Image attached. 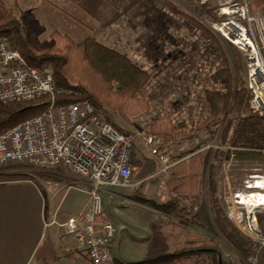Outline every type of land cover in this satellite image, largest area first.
Wrapping results in <instances>:
<instances>
[{"label": "rangeland", "instance_id": "374dc122", "mask_svg": "<svg viewBox=\"0 0 264 264\" xmlns=\"http://www.w3.org/2000/svg\"><path fill=\"white\" fill-rule=\"evenodd\" d=\"M3 1L8 7L13 9L15 17L21 18L25 16L33 21L36 19L39 23L46 26V32L42 36V39H48L50 33L58 28L59 25H62V21L58 20L55 16H42V14H39L37 11L36 16L34 12H29L28 14L26 9L27 5L23 4L22 0ZM248 1L252 10L259 11L254 0ZM157 3L158 5L159 3L165 4L168 8L172 9L169 10L171 16L169 15L166 23L167 25L171 23L173 28L172 44L177 46L179 39L187 44L186 52H182V57L186 58L183 60V63L181 62L180 64L173 65V70L169 74H166L164 71L158 73L153 70L154 64L151 63L152 58H150L149 51L150 42L152 41L149 39L147 33L148 29H145V32L140 31L139 43L135 44V46L132 45L133 49L129 50L128 53L133 55L132 59H129L135 65L147 71H149L148 68H151L153 75L155 73L156 75L160 74V79L155 80L153 77V80L151 79L146 87L147 99L150 100L151 106L149 110L131 118L130 123H126L115 113H112L115 122L128 132L134 140L133 162L136 167L134 176L135 186L128 189L111 190L104 198L105 211L111 220H124L128 224L131 223L130 220H134L135 227L141 226L139 223L135 222V220H147L143 221V223H145L147 227L152 224L154 226L152 229H156L158 233L162 229L161 232L163 233L165 228L168 234L172 232L174 236L179 235L182 239L185 234L189 233L216 240L220 243L221 249L223 250L224 262L227 264H249L250 262L248 260L245 261L227 243L224 236L221 235L213 222L208 206L211 197L209 183L210 179H212L220 206L227 214V210L229 209L226 202L233 198L236 193H244L245 179L263 162L262 158V160L247 164L238 163L235 161V158L232 157V155L234 156L235 154H231L229 148H237V151L234 152H254L252 150H259L262 145L259 146V142L256 144L250 143L257 137L252 133L253 129L250 130L249 134L246 133L247 136L242 134L239 138L240 135L234 133L233 127L226 137L225 126L227 120L221 125L216 135H212L202 129L198 132V136L193 138L192 133L189 132V130L194 127V124L198 120H202L207 113V104L205 102L206 90L222 88L221 81L215 82L210 75L223 66L225 56L232 61V48L234 47L224 43L219 37H217V42L207 40L204 33L190 22L186 15L197 19L201 23L205 20H214L210 9L204 7L206 9V13L204 14L200 9V4L196 0H158ZM59 17L72 23L69 19H65L60 15ZM171 17L172 19L170 20ZM78 19L83 22L82 18ZM137 21L141 25L147 22L143 17L137 18ZM76 24L77 25L73 24V26L82 30V25ZM116 25L118 27L123 26L122 21ZM105 28L106 31L102 30V34L105 36L101 40L110 46L116 47L117 45L115 42L119 39V34L115 33L112 35L109 29H107L108 27L105 26ZM124 35L125 34L121 33L120 37L123 39ZM80 37L74 38L76 44L82 43ZM136 46H138L140 50L135 55L134 48ZM161 46H163V44H161ZM238 54L239 57L242 58L244 65V67L240 69L241 75L247 78V69L243 55L239 51ZM190 59V64H188ZM45 66L50 67L54 71L52 66ZM161 73L163 74L161 75ZM164 118H170L175 124H185L188 132L187 137L164 144L159 135L149 133L151 124L157 119ZM150 135L158 136L162 140L160 151L163 155L167 156L168 160L166 163H162L157 157H153L149 147L145 144L144 137ZM258 138L260 137L258 136ZM236 140L239 143L237 147L234 145V141ZM198 147L204 150L206 154H209L208 162L203 171V186L200 192L201 205L194 211L190 209L184 222L180 221L181 219L178 217L171 218L165 216L160 211L148 207L135 199L136 197H145L157 204L168 202L173 194L167 181L170 177V169L178 163L175 158L183 154H187L189 157L199 149ZM4 174H7L5 177L16 174L21 177L20 179L32 180L39 186L52 187L55 191V196L58 198L57 215L59 216V220L69 217L68 215L71 213H76L88 201V196L84 193L73 189L70 190V187L75 185L76 182L62 170H38L29 166L15 165L0 168V176ZM6 179L15 180V178H5V180ZM190 201L191 200L187 201L188 206L191 205ZM259 218L261 219L262 215H259ZM260 221L261 223L263 222V220ZM234 224L236 225L235 222ZM182 225L185 226L182 227ZM133 230L135 229L127 228V230L122 231L115 241V253L121 261L137 262L140 257L152 253L148 249L150 246L137 245L134 242L131 243V241H128L129 236L133 234ZM239 232L240 237L244 238L250 244V256L256 258V264H262L264 255L254 252L255 249L259 248V244L246 237L240 229ZM159 235H161V233H159ZM153 237L154 236H152V238ZM158 241H161L159 237L156 239V242ZM168 242L171 245L174 243L171 242V240ZM196 260V258H193L190 264H195Z\"/></svg>", "mask_w": 264, "mask_h": 264}, {"label": "built area", "instance_id": "2783aa9c", "mask_svg": "<svg viewBox=\"0 0 264 264\" xmlns=\"http://www.w3.org/2000/svg\"><path fill=\"white\" fill-rule=\"evenodd\" d=\"M196 1L213 14L214 20L202 23L243 55L250 95L248 108L253 116L264 119V14L252 10L248 0ZM62 93L50 67L29 66L19 51L12 49L6 39H0V104L40 99L48 103L42 115L0 135V168L23 165L62 170L71 176L76 184L70 190L87 195L89 204L65 223L54 220L52 224L76 239V249L90 264H114L112 243L116 228L104 211L103 194L135 186L134 140L98 115L89 101L59 104ZM259 129L262 128L258 126V132ZM257 131L253 132L256 136ZM255 140L262 147L252 151L261 154L263 162L245 179L244 193H236L226 203L229 218L246 237L259 244L254 252L264 255V140ZM144 142L153 157L167 162V156L160 151V137L145 136ZM248 197L256 204H246L244 199ZM248 261L257 263L251 256Z\"/></svg>", "mask_w": 264, "mask_h": 264}, {"label": "trees", "instance_id": "16d2710c", "mask_svg": "<svg viewBox=\"0 0 264 264\" xmlns=\"http://www.w3.org/2000/svg\"><path fill=\"white\" fill-rule=\"evenodd\" d=\"M254 1L259 8L258 12L264 14V0ZM110 2L117 4L115 1ZM205 8L200 6L204 14ZM186 17L204 33L207 40L217 42V36L203 23L188 15ZM45 32L46 27L38 21L25 16L15 17L13 9L0 0V39H6L12 49L19 51L29 66L42 68L50 65L54 68L55 83L63 91L58 97L59 104L70 105L79 101H89L104 120L119 132L130 135L115 122L112 113L130 123L131 118L149 110L151 106L150 100L147 99L146 87L155 76L95 38L90 37L76 44L68 35L58 31L51 32L48 39H42ZM232 49V61L225 56L223 66L210 75L215 82L221 81L222 88L206 90L207 113L189 130L193 138H196L202 129L216 135L225 120L226 137L233 127L234 133L240 135L239 138L242 134L244 136L246 133L249 134L251 129L252 133L257 131L258 126L264 129V119L253 116L248 108L250 95L247 78L242 77L240 71L244 67L243 60L239 57L238 51ZM47 108L48 103L45 99L0 104V135L21 122L42 115ZM262 129L257 132L260 139L264 140ZM149 133L159 135L164 144L181 140L188 135L185 124H175L170 118L155 120L150 126ZM258 142L253 139L250 143ZM238 144L237 140L234 141L235 147ZM198 148L189 157L183 154L175 158L178 163L170 169L167 181L173 194L168 202L157 204L145 197L135 199L165 216L178 217L184 222L190 209L194 211L201 205L203 171L209 154ZM231 154H235V161L242 164L262 160L261 154L257 152L241 151ZM5 176V174L0 176V181H4L5 178H21L16 174ZM209 189L211 197L208 206L216 228L237 254L245 261L249 260L250 244L240 237L234 221L220 206L212 179ZM188 200H191L189 206ZM162 237L164 238L160 239L161 241L154 242L157 247L168 249L162 255L137 262H123L114 258V264H190L193 258L197 259L195 264H219V257L223 264H227L223 261V250L216 240L189 233L185 234L183 239L172 234ZM169 240L174 243L171 245Z\"/></svg>", "mask_w": 264, "mask_h": 264}, {"label": "crops", "instance_id": "0c3cea01", "mask_svg": "<svg viewBox=\"0 0 264 264\" xmlns=\"http://www.w3.org/2000/svg\"><path fill=\"white\" fill-rule=\"evenodd\" d=\"M22 1L27 5L28 14L34 12L36 16L37 11L42 16H55L61 20L62 25H59L54 31L68 35L75 43V39L80 36L82 42L92 37L131 59L133 55L128 53L129 50L133 49L132 45L135 46L139 43L140 31L145 32V29H148L147 33L152 41L149 47L151 63L154 64L153 70L158 73L162 71L166 74L171 73L173 65L183 63L186 58L182 57V54L183 51L186 52L187 44L180 39L177 46L172 44L173 28L171 23L169 25L166 23L170 15L169 10L172 9L165 4L159 3L158 5V0ZM110 1H115L117 4ZM59 15L69 19L72 23L62 19ZM139 17L145 18L146 24L141 25L137 21ZM78 18H82L83 22ZM121 21L123 26L118 27L116 24ZM76 23L82 25V30L73 26V24L77 25ZM105 26L108 27L107 29L112 35L119 34V39L115 42L116 47L101 40L105 36L102 34V30L106 31ZM121 33L125 34L123 39L120 37ZM139 50L140 48L136 46L134 54L136 55ZM190 61L191 59L189 62L187 61L188 64ZM148 69L151 72L152 69ZM157 75L155 73L153 79H160V74ZM109 192L103 194V206L104 198ZM57 201L58 198L52 187L39 186L34 181L26 179L0 181V264H90L86 256L76 249V239L66 235L57 224H52L54 220L58 224H63L72 216L77 215L88 206L89 197L88 201L76 213L69 214V217H65L63 220H59L57 215ZM106 215L117 230L112 243L115 259H119L115 253V241L120 233L127 228L135 229L128 241L137 245H148L150 246L148 249L152 252L140 257L138 261L155 258L168 251L166 248L162 249L154 245L158 237L162 239L164 238L162 236L168 235L165 228L163 233L161 228L162 230L159 232L161 235H159L156 229H152L154 227L152 224L147 227L143 223L147 220H135L141 225L135 227L134 220H130V225L124 220H111L107 213ZM169 234L173 235L172 232ZM152 236L154 237L152 238ZM160 244L163 245L162 242ZM123 262L128 261L123 260Z\"/></svg>", "mask_w": 264, "mask_h": 264}, {"label": "bare ground", "instance_id": "6f19581e", "mask_svg": "<svg viewBox=\"0 0 264 264\" xmlns=\"http://www.w3.org/2000/svg\"><path fill=\"white\" fill-rule=\"evenodd\" d=\"M254 197V196H253ZM255 198V197H254ZM256 199V198H255ZM255 199H252L250 197L245 198L244 201L246 202V204H256Z\"/></svg>", "mask_w": 264, "mask_h": 264}, {"label": "water", "instance_id": "95a60500", "mask_svg": "<svg viewBox=\"0 0 264 264\" xmlns=\"http://www.w3.org/2000/svg\"><path fill=\"white\" fill-rule=\"evenodd\" d=\"M219 264H223L221 258L219 257Z\"/></svg>", "mask_w": 264, "mask_h": 264}]
</instances>
